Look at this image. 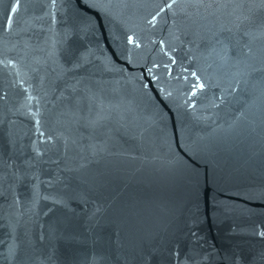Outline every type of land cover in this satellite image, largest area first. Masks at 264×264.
<instances>
[{
    "label": "water",
    "instance_id": "obj_1",
    "mask_svg": "<svg viewBox=\"0 0 264 264\" xmlns=\"http://www.w3.org/2000/svg\"><path fill=\"white\" fill-rule=\"evenodd\" d=\"M0 264H264V0H0Z\"/></svg>",
    "mask_w": 264,
    "mask_h": 264
}]
</instances>
